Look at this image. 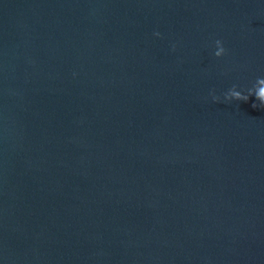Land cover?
<instances>
[{
  "label": "water",
  "instance_id": "1",
  "mask_svg": "<svg viewBox=\"0 0 264 264\" xmlns=\"http://www.w3.org/2000/svg\"><path fill=\"white\" fill-rule=\"evenodd\" d=\"M261 90L264 0H0V264H264Z\"/></svg>",
  "mask_w": 264,
  "mask_h": 264
},
{
  "label": "clouds",
  "instance_id": "2",
  "mask_svg": "<svg viewBox=\"0 0 264 264\" xmlns=\"http://www.w3.org/2000/svg\"><path fill=\"white\" fill-rule=\"evenodd\" d=\"M158 35V34H157ZM216 45L221 46L220 47V51L214 53L215 56L219 57L221 54H225V49L222 46V42L217 40ZM264 96V90H261V92L259 93V95L257 97H254V100L256 101V99H258L259 97ZM250 96L247 95H243L240 92H231V99H229L227 96L225 97L224 101L227 102H231V101H240V102H245L247 103L249 100ZM218 98L213 96V102H217ZM252 107L255 109L257 107H259L260 109H264V99L260 100V103L257 104L256 102H254L252 104Z\"/></svg>",
  "mask_w": 264,
  "mask_h": 264
}]
</instances>
